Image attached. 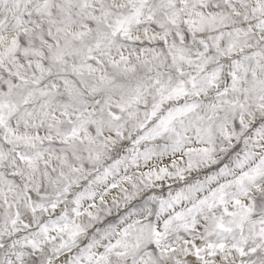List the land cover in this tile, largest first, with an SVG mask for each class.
I'll return each mask as SVG.
<instances>
[{"label": "snow or ice", "instance_id": "6c2138e0", "mask_svg": "<svg viewBox=\"0 0 264 264\" xmlns=\"http://www.w3.org/2000/svg\"><path fill=\"white\" fill-rule=\"evenodd\" d=\"M0 264H264V0H0Z\"/></svg>", "mask_w": 264, "mask_h": 264}]
</instances>
